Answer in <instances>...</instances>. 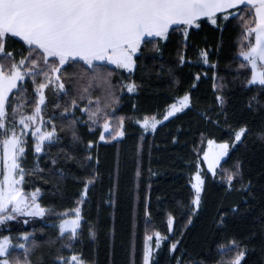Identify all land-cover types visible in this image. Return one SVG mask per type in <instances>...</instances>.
I'll list each match as a JSON object with an SVG mask.
<instances>
[{
	"label": "snow or ice",
	"instance_id": "1",
	"mask_svg": "<svg viewBox=\"0 0 264 264\" xmlns=\"http://www.w3.org/2000/svg\"><path fill=\"white\" fill-rule=\"evenodd\" d=\"M233 20L239 21L240 33L228 70H220L222 42L214 49H199L197 63L207 66L203 75L198 71L190 78L188 89L179 90L162 118L145 115L134 122L144 134H154L171 118L195 113L227 137L222 142L207 139V148L197 151L189 201L183 205L187 224L206 206L210 178H219L226 194L239 193L241 202L216 217L221 239L214 250L196 259L188 258L183 232H175L173 213L167 215L166 233L150 231L146 204L142 264H160L162 248L172 264H264V180L252 177L243 157L230 168L222 164L240 149L248 151L249 140L264 150V0H0V264H98L94 256L85 255L84 245L97 243L99 223H91L84 209L95 202L99 216L103 206L114 208L117 185L95 200L102 183L98 143L86 139L81 129L105 144L119 145L126 122L132 119L121 115L119 108L125 92L143 91L145 81L138 83L134 76L146 67L149 54L154 64L159 63V71L146 73L148 79L167 75L171 86L179 87L173 67L166 68L161 59L172 34H181L178 66L184 67L191 64L186 51L193 30L210 24L223 32ZM209 73L213 100L200 109L193 90L198 91V82ZM237 82L241 93H252L240 109L253 118L260 116L259 121L229 112ZM182 131L177 129L173 143H178ZM143 140L142 135L136 146L137 164ZM29 145L32 167L25 166ZM260 175L264 177V172ZM28 176L51 184L53 195H63L69 179L81 190L70 207L58 210L43 203L41 187L30 193L23 190ZM21 217L25 219L19 221ZM53 217L55 235L43 241L36 239L35 229L13 235L12 221L28 225ZM237 218L249 220L251 230L241 238L227 236L229 220ZM95 251L98 254V248ZM257 252L260 259L253 262Z\"/></svg>",
	"mask_w": 264,
	"mask_h": 264
},
{
	"label": "trees",
	"instance_id": "2",
	"mask_svg": "<svg viewBox=\"0 0 264 264\" xmlns=\"http://www.w3.org/2000/svg\"><path fill=\"white\" fill-rule=\"evenodd\" d=\"M239 21L233 20L223 32L206 24L202 29L193 30L190 36V47L186 51V57L191 64L184 67L178 66V52L181 40L180 32L172 34V39L167 42L162 61L173 67L176 78L180 81L179 87L171 86L167 75L157 79L155 75L149 80L146 73L159 71V63H153L151 55L146 59V67L142 71L135 73V80L139 83L145 81L143 91L137 94L124 93V98L120 105L121 115L132 117L126 122V135L124 140L115 145V142L105 144L99 141V136H90L86 129H81L86 139L91 138L98 143V154L100 158V179L102 181L96 188L95 200L101 198V193H108L109 188L115 183L116 204L115 207L103 206L97 215V207L94 202L84 209V214L90 218L93 224L99 223L98 241L95 245L86 241L84 245L85 255L95 257L98 264H142V251L145 236V212L147 204L152 220V229L166 233V219L169 213L175 215V232H183V245L189 254L188 258H203L209 249H215L216 243L221 239L217 235L215 227L216 217L227 211L232 206L241 202L239 193L226 194L224 188L219 186V178L208 181V196L206 206L202 211L191 217L192 223L187 224V217L183 213L187 210L183 207L189 201V178L194 171V164L197 159V151L205 148L207 139H216L222 142L227 137L222 131L205 125L200 121L195 113H190L182 118H171L165 125L158 126L156 133L144 134L143 130L134 121L142 119L145 115H157L162 118V114L167 105L173 102L174 98L182 88L188 89L190 78L200 71L203 75L207 67L197 63L198 50L207 47L214 49V46L223 43V51L218 54L220 70L226 72L227 65L231 63L236 53L237 38L240 33ZM163 43V42H162ZM217 56H212L215 61ZM235 64L232 65L234 69ZM166 70V69H165ZM239 82L234 86V91L230 93L229 112L236 111L238 118L244 120L259 121L260 116H253L240 109L246 95L252 93H241ZM199 98L198 107L203 109L208 107L213 100V87L211 73L208 77L198 82ZM182 94V93H180ZM51 97V93H49ZM137 107L133 109L132 105ZM182 115V114H181ZM177 129L183 131L178 135V143H173V137L177 136ZM203 134V137L202 135ZM144 136L143 151L137 164L136 146L141 143V136ZM203 140V142H202ZM67 142V139L65 140ZM196 149V151H194ZM237 157L245 158L250 165L251 175L255 180H264L261 173L264 172V150L260 149L258 142L248 141V151L240 149L222 161L224 167H231ZM33 155L31 145H29L27 161L25 166L32 167ZM73 171H79L73 165H69ZM204 170L205 169V166ZM137 168L140 170L139 177L136 175ZM210 177V174H209ZM23 190L31 192L34 187L42 188V201L45 205H55L58 210L70 207L78 193L80 187L71 179L66 182L63 195H53L51 184L33 176L25 178ZM19 221H22L18 218ZM57 223L56 218H45V220L35 219L28 225H23L17 221L10 222L13 235L19 230L33 231L35 229L36 239L43 241L49 236H54L55 231L52 225ZM43 229V233H41ZM250 221L244 218L230 219L227 229V236L241 238L249 231ZM114 232V236H113ZM180 238V237H177ZM98 248V254L95 249ZM46 251V250H45ZM39 255V253L37 254ZM213 256L210 258H214ZM36 256L33 260H36ZM160 264H172L167 251L163 248L157 256ZM260 254L257 252L252 257L253 262H258Z\"/></svg>",
	"mask_w": 264,
	"mask_h": 264
},
{
	"label": "rangeland",
	"instance_id": "3",
	"mask_svg": "<svg viewBox=\"0 0 264 264\" xmlns=\"http://www.w3.org/2000/svg\"><path fill=\"white\" fill-rule=\"evenodd\" d=\"M143 130V129H142ZM148 134H152V133H148ZM207 148V141H206V143H205V148L204 149H206ZM205 166V169H206V165H204ZM21 220H23V219H25V218H23V217H21L20 218ZM37 219H39V218H37Z\"/></svg>",
	"mask_w": 264,
	"mask_h": 264
}]
</instances>
